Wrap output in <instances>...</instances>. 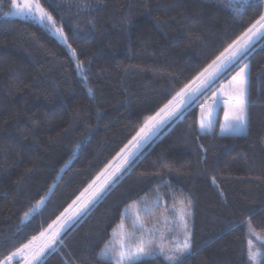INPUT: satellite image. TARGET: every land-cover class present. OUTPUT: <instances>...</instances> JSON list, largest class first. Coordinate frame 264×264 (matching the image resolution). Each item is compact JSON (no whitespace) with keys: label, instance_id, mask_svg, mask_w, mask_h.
I'll use <instances>...</instances> for the list:
<instances>
[{"label":"trees","instance_id":"obj_1","mask_svg":"<svg viewBox=\"0 0 264 264\" xmlns=\"http://www.w3.org/2000/svg\"><path fill=\"white\" fill-rule=\"evenodd\" d=\"M37 2L67 41L12 17V0H0V264L73 217L79 222L59 231L63 243L44 264H116L101 252L118 225L130 228L134 207L144 240L151 233L172 249L183 238L173 242L171 222L185 214L193 233L187 264H250L249 230L264 229V40L244 61L247 135L219 133L221 107L210 130L200 129L199 106L216 86L181 107L183 118L159 131L103 199L91 194L149 121L185 100L196 77L264 15V0ZM258 250L261 264L264 244Z\"/></svg>","mask_w":264,"mask_h":264},{"label":"snow or ice","instance_id":"obj_2","mask_svg":"<svg viewBox=\"0 0 264 264\" xmlns=\"http://www.w3.org/2000/svg\"><path fill=\"white\" fill-rule=\"evenodd\" d=\"M241 2V0H233V3ZM243 3H247L248 0H242ZM12 5L14 8H17L18 12L22 15L30 17L33 19L39 26L45 28L49 31H55L58 33L61 38L67 41V37L64 35L61 28L55 26V21L51 14L45 10L38 2L35 4V8L25 5L24 9H19L16 4V0H12ZM238 13L240 9H235ZM257 25H260V28H264V15H261L259 19L253 24L249 29L248 33L245 34L247 39L244 43L240 44L239 42L234 45L229 46L225 50V53H222L221 56H218L216 60L212 61V64L208 68L204 69L199 76L196 77V80L200 81L201 87L194 91L193 95L188 97V103L191 104L193 99H196L195 93H199V97L203 98L208 93H210L214 87L219 86L220 82L224 79L226 75H230L232 72H235V75L232 76V79L229 83L230 91L227 93L228 99L225 100V104L229 106V111L225 113L226 125L221 127V132L228 135H247L248 134V110L251 105L250 94H249V64L244 63L247 60L249 52L252 46L255 44L257 39L264 40V31H261L257 28ZM70 47V45H69ZM239 69L238 71L236 69ZM209 69H213L209 72ZM187 86L181 93L178 95H184L187 93ZM183 118V112L181 111V106H177L174 110L168 113L167 117L164 120H160L152 126V129L148 134L141 137V140L137 143L136 148L142 149L146 145L152 142L153 138L159 133V131L165 127L169 122L173 120H179ZM211 125L201 122V129L210 128ZM80 145H77L76 148L80 149ZM202 147V146H201ZM138 152L129 153L123 161L122 169H127L135 165L137 162ZM115 177V174H114ZM120 177H115V182H118ZM213 182L214 179H213ZM113 183L109 181L103 187H101L95 193L93 200L103 199V196L106 195L105 189L108 191L111 189L108 187V184ZM165 188L170 189V185L165 184ZM90 201L89 203H91ZM44 202L41 201V204ZM156 207L159 206V200H157ZM87 208V205H85ZM84 215H87V212L83 209L81 210ZM144 211L148 214H151V208L145 206ZM80 212L77 213V217L80 216ZM190 214V213H189ZM25 219H28V214H25ZM76 217H73L71 221L66 222L65 226L61 227V232L65 231L67 228H71L74 223H78ZM181 227L183 231V239L179 246L174 249H167L163 243V237L160 238V242H157L156 238L149 233L147 240L139 239L135 245V250H132L131 247L121 246V248L116 250H110L109 245L105 244L104 249L101 252L102 256L112 259L115 258L116 264H122L123 261H127V264H140V262L146 258H153L158 256H163L170 264H187L188 258L193 255V233L189 231L188 221L181 216ZM58 243H63L60 233H56L51 236L49 242L40 250L36 252L29 251L31 241L24 244L23 246L17 248L12 252L6 259L8 262L13 259L23 260L24 264H44V258L49 253V251H56V246ZM171 251V254L169 252ZM261 264H264V260L261 261Z\"/></svg>","mask_w":264,"mask_h":264},{"label":"rangeland","instance_id":"obj_3","mask_svg":"<svg viewBox=\"0 0 264 264\" xmlns=\"http://www.w3.org/2000/svg\"><path fill=\"white\" fill-rule=\"evenodd\" d=\"M16 4L18 5L19 9H24L25 5H29L30 7L35 8L36 0H16ZM10 10H11L10 15L12 17H15V18L21 17V18H25L27 20L29 19L31 21H34L30 17H27L25 15L20 14L18 12L17 8H14L13 5L11 6ZM257 28L260 29L261 31H264V28H260V25H257ZM52 32L54 33V35L56 36V38L58 39L59 42H64V39L61 38V36L58 33H56L55 31H52ZM246 33H248V31ZM246 39H247V37L244 35L239 40V43L240 44L244 43ZM212 70L213 69H209V72H211ZM233 75H235V73L232 74L228 80L223 79L219 84V88H217L216 91L213 92L209 96V98L204 101L205 102L204 104L199 106L200 129H201V122L202 121L206 125L210 123V125L212 127L213 122L215 120V117L217 115V110L220 107L223 109V112H224L222 120H221V126L223 127L226 125L225 113L229 111V106L227 104H225L224 101L228 99L227 93L230 91L229 83H230ZM200 87H201L200 81L196 80V82L192 86L193 90H191V92L186 96L185 100L183 99L182 101H180L179 104H177L171 110H169V108H168V109H165V111H163L159 114H156V116H154V118L149 121V123H148L149 127L147 130L144 131L143 135L137 137V139L133 141V143L129 146V148L125 149L122 152V154H120L116 158V160H114L115 162H113L112 166L110 167V170H109L110 172L108 171L110 174L107 176L106 183L109 181H113V179L116 176H119L122 173L121 171L123 170L122 165H123L124 158L129 153H132V152H138L139 153L144 148V147L142 149L136 148V145L141 140V137L148 134L149 131L152 129V126L155 123H157L160 120H164L167 117L168 113L171 112L172 110H174L177 106L183 107L188 102V97L190 95H193L194 91ZM198 94L199 93H195L196 97L198 96ZM221 126H220V128H221ZM210 128L201 129V130H210ZM114 174H115V177H114ZM94 192L91 194V197L95 196L96 192L95 193ZM79 203L80 202H78L77 204H79ZM75 206H73L72 209H70V212L76 208ZM138 211H139V209L137 207H134V209H132L130 212V216H131L130 217V228L125 227L124 224H120L113 231L112 238H111L112 241L109 244L110 250L114 249V250L118 251L122 245L125 247H131L132 250H135V245H136L137 241L139 239H144L142 237V232L144 229L142 227L141 217L138 215ZM70 212H68V213H70ZM181 216H183V218L185 219V214L182 211L178 212L176 217L174 218V220H178V221L174 222V224L171 222V225H174V231L177 234L176 238L173 239V242L180 243L181 239L183 238L180 234L181 231L183 230L181 227ZM65 224H66L65 220L59 221L58 223H55L51 228H49L46 232H43L40 235H38L37 237L31 239L29 251L36 252V251L40 250L41 248H43L49 242L51 236L58 233L61 230V227L64 226ZM249 233H250V235L248 237L247 244H248V255H249V259H250V264H258L260 257H261L260 251L258 250V245L264 244V229H260L259 231L251 229V230H249ZM27 243H29V242H27ZM164 245L167 249H170V250L172 249V248H170L171 247L170 245H168V244H164ZM169 254H171V251L169 252ZM16 262H18V264H24L23 260L13 259L12 261L8 262L6 258L2 262V264H13ZM125 262H126V260L123 261L122 263L124 264Z\"/></svg>","mask_w":264,"mask_h":264},{"label":"crops","instance_id":"obj_4","mask_svg":"<svg viewBox=\"0 0 264 264\" xmlns=\"http://www.w3.org/2000/svg\"><path fill=\"white\" fill-rule=\"evenodd\" d=\"M199 118H200V116H199ZM200 120V119H199ZM222 127V126H221ZM202 131H209V130H202ZM219 133L220 134H225V135H228V134H226V133H223V132H221V128H220V131H219Z\"/></svg>","mask_w":264,"mask_h":264}]
</instances>
